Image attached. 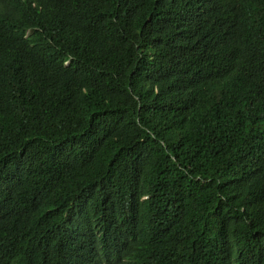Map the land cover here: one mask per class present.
Wrapping results in <instances>:
<instances>
[{
  "label": "trees",
  "instance_id": "obj_1",
  "mask_svg": "<svg viewBox=\"0 0 264 264\" xmlns=\"http://www.w3.org/2000/svg\"><path fill=\"white\" fill-rule=\"evenodd\" d=\"M0 264H264V0H0Z\"/></svg>",
  "mask_w": 264,
  "mask_h": 264
}]
</instances>
